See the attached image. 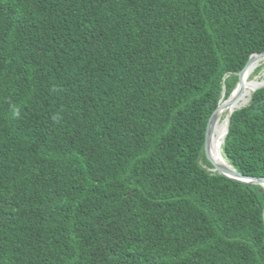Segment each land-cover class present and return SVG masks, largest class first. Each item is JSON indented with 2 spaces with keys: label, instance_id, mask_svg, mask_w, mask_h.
<instances>
[{
  "label": "trees",
  "instance_id": "16d2710c",
  "mask_svg": "<svg viewBox=\"0 0 264 264\" xmlns=\"http://www.w3.org/2000/svg\"><path fill=\"white\" fill-rule=\"evenodd\" d=\"M263 51V0H0V264H264V189L202 153ZM220 153L264 178V87Z\"/></svg>",
  "mask_w": 264,
  "mask_h": 264
},
{
  "label": "water",
  "instance_id": "95a60500",
  "mask_svg": "<svg viewBox=\"0 0 264 264\" xmlns=\"http://www.w3.org/2000/svg\"><path fill=\"white\" fill-rule=\"evenodd\" d=\"M264 1V0H263ZM264 51L257 54H252L249 56L247 62L243 65V67L240 69V71L237 73V83L230 94V96L227 99H221L214 111L212 112L204 134L203 139V145H202V153L204 158L207 160V162L211 165L212 172H216L217 174L224 176L230 180L237 181L244 184H250V185H257L264 189V178H256L251 176H244L237 172L235 169H233L230 165L225 163H220L217 160H215L208 152L207 147L211 139L213 138V132L218 124L221 117L225 114L224 122H225V132L223 135V138L220 142V147L224 141V138L228 132V126H229V120L232 112L234 110L240 109L241 107L247 105V103L250 100L251 93L246 95V84H247V74L249 70V66H258L261 62H264ZM264 87V84L258 86L253 92L256 90ZM244 96L246 97L245 105H237L238 101L243 99ZM223 97V96H222ZM262 221L264 224V206L262 208Z\"/></svg>",
  "mask_w": 264,
  "mask_h": 264
},
{
  "label": "bare ground",
  "instance_id": "6f19581e",
  "mask_svg": "<svg viewBox=\"0 0 264 264\" xmlns=\"http://www.w3.org/2000/svg\"><path fill=\"white\" fill-rule=\"evenodd\" d=\"M261 63H264V62H261ZM260 64L258 66H260ZM255 68H256V66H253V65H250L249 66V70H248V74H247V79L249 78L250 74L252 73V71ZM258 81H260V80H258ZM260 85H261L260 82L258 83L256 81H248L247 80V84H246V95L252 93V91H254ZM246 97L247 96H244L243 99L239 100L238 103H237V105H241V106L242 105H245ZM224 132H225V123H223V124H217L216 127H215V129H214V132H213V138L211 139V141L209 142L208 147H207V152L215 160H217L220 163H225V161L222 158L221 153H220V142H221V140L223 138Z\"/></svg>",
  "mask_w": 264,
  "mask_h": 264
},
{
  "label": "rangeland",
  "instance_id": "374dc122",
  "mask_svg": "<svg viewBox=\"0 0 264 264\" xmlns=\"http://www.w3.org/2000/svg\"><path fill=\"white\" fill-rule=\"evenodd\" d=\"M258 67H259V71L256 72V73H254V70L256 68H258ZM256 68L252 71V73L250 74V76H249V78L247 80L248 81H256L258 83L260 82L261 85H262V84H264V63L261 64L260 66H257ZM258 80H260V81H258ZM224 117H225V114L221 117L222 120L220 119L219 122H218V124L225 123L224 122Z\"/></svg>",
  "mask_w": 264,
  "mask_h": 264
}]
</instances>
